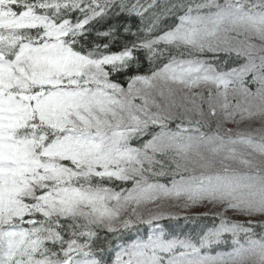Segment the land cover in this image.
Returning <instances> with one entry per match:
<instances>
[{
  "label": "snow or ice",
  "instance_id": "1",
  "mask_svg": "<svg viewBox=\"0 0 264 264\" xmlns=\"http://www.w3.org/2000/svg\"><path fill=\"white\" fill-rule=\"evenodd\" d=\"M0 264H264V0H0Z\"/></svg>",
  "mask_w": 264,
  "mask_h": 264
},
{
  "label": "trees",
  "instance_id": "2",
  "mask_svg": "<svg viewBox=\"0 0 264 264\" xmlns=\"http://www.w3.org/2000/svg\"><path fill=\"white\" fill-rule=\"evenodd\" d=\"M207 219H208L209 221H211V220H212V217L209 216ZM141 231H143V230H141ZM112 255H113V258H114V253H113Z\"/></svg>",
  "mask_w": 264,
  "mask_h": 264
},
{
  "label": "rangeland",
  "instance_id": "3",
  "mask_svg": "<svg viewBox=\"0 0 264 264\" xmlns=\"http://www.w3.org/2000/svg\"><path fill=\"white\" fill-rule=\"evenodd\" d=\"M174 126V125H173ZM227 127H235L234 125H232V124H228V125H226Z\"/></svg>",
  "mask_w": 264,
  "mask_h": 264
}]
</instances>
